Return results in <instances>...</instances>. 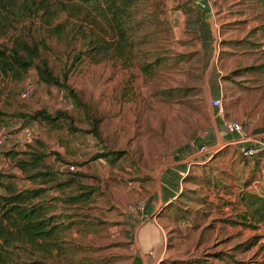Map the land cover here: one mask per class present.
Instances as JSON below:
<instances>
[{
  "label": "rangeland",
  "instance_id": "1",
  "mask_svg": "<svg viewBox=\"0 0 264 264\" xmlns=\"http://www.w3.org/2000/svg\"><path fill=\"white\" fill-rule=\"evenodd\" d=\"M198 1L138 0L133 17L140 24L132 33V56L124 60L115 53L105 57L83 53L86 37L98 34L115 42L117 36L98 10L79 0H0V47L10 49L17 40L36 44L37 63L46 61L61 79L68 71L67 83L81 101L76 104L66 88L40 80L36 68L22 79L0 74V126L12 136L0 146V171L19 189L43 188L37 201L59 227L47 248L25 242L16 250L17 260L132 264L128 215L135 211L130 207L147 198L159 182L145 176L146 170L160 169L185 146L196 145L197 136L215 117L212 100L204 98L210 57L203 55L196 28L212 26L218 34V26L223 33L229 25L231 35L252 43L253 50L246 48L239 58L252 66L247 70L264 61V0H216L209 15L198 10ZM251 76L259 81L261 74ZM28 84L33 94L23 98ZM60 91L71 108L56 127L22 116L38 109L55 114ZM94 122L99 136L90 132ZM25 128L34 135L29 145L22 142ZM38 152L42 158L36 168L31 159ZM99 153L108 155L94 159ZM21 159L32 166L31 173L48 169V182L28 178L16 164ZM200 199L205 202L191 203L194 210L199 208L194 214L195 235L183 236L178 227L173 230L177 249L192 254L223 251L239 263L264 264V229L231 225L232 219L242 220L238 208L224 209L225 197L211 192ZM169 219L178 223L174 214ZM201 230L200 235L208 238L196 251ZM259 235L256 245L247 248Z\"/></svg>",
  "mask_w": 264,
  "mask_h": 264
},
{
  "label": "crops",
  "instance_id": "2",
  "mask_svg": "<svg viewBox=\"0 0 264 264\" xmlns=\"http://www.w3.org/2000/svg\"><path fill=\"white\" fill-rule=\"evenodd\" d=\"M200 1L196 3L198 10L211 14L213 11L206 5L207 0ZM228 26L223 33L218 26V34L212 26L196 28L203 55L210 57L204 98L221 97L226 117L239 121L243 125V134L227 131L216 108L211 125L197 136L196 145L185 146V151L177 152L173 161L163 164L160 169L146 170L145 176L159 182L150 188L147 198H141L146 202L144 209L128 215L134 252L132 264H234L233 261L240 264L223 251L182 253L177 249L178 243L173 241L176 227L183 236L195 235L194 214L199 208L194 210L191 203L203 204L205 199L199 201L197 198H202L204 193L225 197L228 200L224 201V209L231 210L230 205L239 212L244 208L241 200L244 192L264 197V150L258 155L244 157L237 142L242 136L241 144L264 147V61L255 63L257 69L247 70L252 66H245L239 58L246 48L253 50L252 43L231 35L234 30ZM251 74H261L259 81ZM203 145L205 150L202 152L199 148ZM175 190L179 193L174 194ZM172 202L177 206H170ZM173 214L177 224L169 219ZM232 220L229 221L231 225L240 226L241 222L233 223ZM257 229H264V226L258 224ZM202 232L197 231L196 251L203 247L202 239L208 238L200 235ZM257 237L259 240L261 235Z\"/></svg>",
  "mask_w": 264,
  "mask_h": 264
},
{
  "label": "trees",
  "instance_id": "3",
  "mask_svg": "<svg viewBox=\"0 0 264 264\" xmlns=\"http://www.w3.org/2000/svg\"><path fill=\"white\" fill-rule=\"evenodd\" d=\"M80 4L89 6L99 11V15L104 19L115 32L117 41L110 42L106 38L92 34L87 39V48L83 53L92 57L95 55H110L115 53L124 60L132 56L134 44L132 33L139 26L140 19L133 17L135 5L138 0H79ZM78 56V55H77ZM40 59V50L36 44L29 45L26 42L17 40L10 49L0 47V74L15 79H22L30 68H36L40 80L48 85H59L66 88L76 104H81L80 98L75 94L67 83L68 71L64 73L63 78H59L49 67L46 61L37 63ZM76 59H78L76 57ZM247 69V68H246ZM25 89V88H24ZM24 91V90H23ZM65 110L59 109L55 114L46 109H38L32 114L22 115L25 119L39 120L53 128L57 126V120L65 116ZM3 125L0 126V128ZM95 136H99L96 122L90 131ZM31 143H27L29 145ZM108 153H99L94 155V159L101 158ZM41 153H36L32 157V166L40 167ZM23 170L28 178L42 177V181L48 182V176L51 172L48 169L39 170L37 173H31L32 166L23 159L16 163ZM39 164V165H37ZM10 175L0 171V264H44L40 260L22 263L16 259V250L28 242L32 246L48 247L50 241L54 239L59 229L57 223L52 220V216L47 215V208L41 204L39 199L43 188H24L19 189L10 182ZM90 192L76 195V199L88 196ZM199 200L200 197L198 198ZM244 208L238 213L240 220H232L233 223L241 222L246 226L257 228L258 224L264 226V197L244 192L241 196ZM170 206H177L172 202ZM259 237L254 241L247 243V248L254 246ZM44 241V243L41 242ZM264 247V245H263ZM201 262V261H199ZM251 264V263H240Z\"/></svg>",
  "mask_w": 264,
  "mask_h": 264
},
{
  "label": "built area",
  "instance_id": "4",
  "mask_svg": "<svg viewBox=\"0 0 264 264\" xmlns=\"http://www.w3.org/2000/svg\"><path fill=\"white\" fill-rule=\"evenodd\" d=\"M215 1L216 0H207V5L212 6V4ZM33 91H34L33 87L30 84H28L25 87L24 91L22 92V97L23 98L30 97L33 94ZM212 103L217 108L216 114L218 117L222 118L223 125L226 128V130L231 133H237L239 135H242L243 125L237 120L229 119L226 117L224 110H223V100L221 99V97L214 98L212 100ZM57 108L63 109V110H70L71 108V106L66 101L65 93L63 91H60L58 95ZM21 136L23 137L22 142L25 144L33 141V138H34L33 131L30 128H25L24 130H22ZM11 138L12 136L6 133V127L5 126L1 127L0 128V146L4 145ZM240 138H242V136ZM240 138L238 139L237 142L239 143V151L244 157H252V156L258 155L264 150L263 146H259V145L247 146V145L241 144L242 139L240 140ZM199 150L203 152L205 150V146L204 145L201 146ZM69 169L74 170L75 166L70 165ZM130 185H133V183H130ZM145 203L146 202L144 199H139V201L135 203L133 206H131L130 209L135 212H140L144 209Z\"/></svg>",
  "mask_w": 264,
  "mask_h": 264
}]
</instances>
